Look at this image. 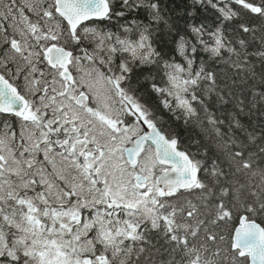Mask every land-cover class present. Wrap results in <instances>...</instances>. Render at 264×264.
Segmentation results:
<instances>
[{"label":"snow or ice","instance_id":"snow-or-ice-1","mask_svg":"<svg viewBox=\"0 0 264 264\" xmlns=\"http://www.w3.org/2000/svg\"><path fill=\"white\" fill-rule=\"evenodd\" d=\"M0 264H264V0H0Z\"/></svg>","mask_w":264,"mask_h":264}]
</instances>
